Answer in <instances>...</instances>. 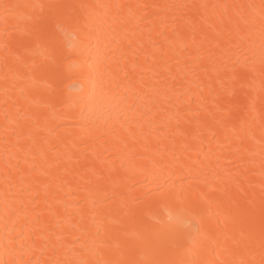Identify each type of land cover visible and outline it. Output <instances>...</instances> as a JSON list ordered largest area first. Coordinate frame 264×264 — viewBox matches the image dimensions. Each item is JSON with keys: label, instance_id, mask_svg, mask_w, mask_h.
<instances>
[{"label": "bare ground", "instance_id": "1", "mask_svg": "<svg viewBox=\"0 0 264 264\" xmlns=\"http://www.w3.org/2000/svg\"><path fill=\"white\" fill-rule=\"evenodd\" d=\"M260 5L0 0V264H264Z\"/></svg>", "mask_w": 264, "mask_h": 264}, {"label": "snow or ice", "instance_id": "2", "mask_svg": "<svg viewBox=\"0 0 264 264\" xmlns=\"http://www.w3.org/2000/svg\"><path fill=\"white\" fill-rule=\"evenodd\" d=\"M3 7L5 8V12L6 14H8L9 9H14L19 7L18 5H3ZM199 7L201 9H207L209 6L208 5H199ZM214 9L215 8H221L224 10H227L228 6L227 5H213L212 6ZM248 7H252L251 5H249ZM260 19H261V56H260V63H261V73L262 75H264V0H261V5H260ZM202 20L207 23V16H203ZM245 23H249V21H245ZM252 23H254V21H252ZM98 71L101 73V75L103 74V69L98 68ZM262 134H264V128H262ZM262 149H264V145H262ZM227 181L232 182V183H236V179L233 176H228L227 177ZM159 195H173V193L165 188L162 191H158ZM175 195H179V193H175ZM261 196H262V212H261V231H262V236H264V185L261 186ZM66 224L69 228L75 227V225H72L70 223V221H66ZM200 225H197L196 227V232L197 234H199L200 232ZM97 235L99 236L100 234L97 233ZM241 235H243V231H241ZM190 239H192L191 237H189ZM195 243V241H193ZM101 246H104L106 244V241L101 240L100 241ZM224 251H227V248L224 249ZM57 264H59V261H57ZM77 264H89V261L86 259H82L77 261ZM97 264H100V262L98 261ZM104 264H113V262L111 261H107L104 262ZM155 264H167V262L165 261H157L155 262ZM192 264H197L196 261H192ZM219 264H245L244 261H229V260H224V261H220Z\"/></svg>", "mask_w": 264, "mask_h": 264}]
</instances>
